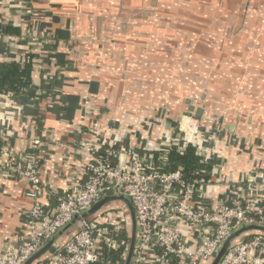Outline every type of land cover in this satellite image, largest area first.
I'll list each match as a JSON object with an SVG mask.
<instances>
[{"label":"crops","instance_id":"0c3cea01","mask_svg":"<svg viewBox=\"0 0 264 264\" xmlns=\"http://www.w3.org/2000/svg\"><path fill=\"white\" fill-rule=\"evenodd\" d=\"M261 4L0 0V24L21 31H0V62L31 56L33 64L31 86L3 97L0 130L38 160L43 201L54 208L95 146L113 143L143 158L168 148L190 106L204 109L198 138L215 168L201 199L212 206L249 191L263 198L264 26L253 27L258 14L264 19L255 11ZM28 192L26 179L0 168V253L26 232Z\"/></svg>","mask_w":264,"mask_h":264},{"label":"built area","instance_id":"2783aa9c","mask_svg":"<svg viewBox=\"0 0 264 264\" xmlns=\"http://www.w3.org/2000/svg\"><path fill=\"white\" fill-rule=\"evenodd\" d=\"M0 95V104L3 97ZM194 121V123H193ZM185 115L178 136L168 139V148L147 158L116 144L95 146L88 152L81 179L55 194L54 208L43 201L48 183L40 176L38 160L27 158L0 130V168L8 176L26 179L27 197L33 206L26 216V232L16 245L0 253V264H24L76 216H81L105 196H127L136 209L137 242L132 264H210L223 241L245 224L264 225V197L247 192L240 198L213 204L203 201L200 187L208 182H189L179 170H165L173 146L193 145L205 160L210 149L200 141V126ZM35 146L40 141L33 142ZM3 158V159H2ZM4 162L2 163V160ZM215 168H213L214 170ZM247 189L252 183H244ZM128 211L120 204L105 207L82 220L53 250L34 264H112V250L126 245L116 264H124L129 248L120 239L130 237ZM104 259L107 260L104 263ZM220 264H264V235L250 234L237 240Z\"/></svg>","mask_w":264,"mask_h":264},{"label":"trees","instance_id":"16d2710c","mask_svg":"<svg viewBox=\"0 0 264 264\" xmlns=\"http://www.w3.org/2000/svg\"><path fill=\"white\" fill-rule=\"evenodd\" d=\"M0 31L10 36L21 35L19 28L9 25L0 24ZM32 71L31 56L30 60H26L21 64L17 62H0V95H21L32 84ZM173 136L179 138L176 133ZM181 147L180 144L171 148L165 170L169 172L179 170L189 182H208L213 168L212 161L201 157L198 149L193 145L187 146L184 150H181ZM120 239L126 243L129 237L123 232ZM125 251V244L117 250H112L110 254L112 264L120 261ZM106 262L107 260L104 259V263ZM176 262L177 260L174 259L173 264H176Z\"/></svg>","mask_w":264,"mask_h":264},{"label":"water","instance_id":"95a60500","mask_svg":"<svg viewBox=\"0 0 264 264\" xmlns=\"http://www.w3.org/2000/svg\"><path fill=\"white\" fill-rule=\"evenodd\" d=\"M204 101V100H203ZM187 116L193 118V120L199 122L204 116V109L195 106H190ZM115 204H120L128 211L131 222V230L129 237V248L127 252L124 264H132L134 255V249L137 242V218L136 209L134 208L131 200L124 195H110L105 196L98 202H96L89 210L85 211L81 216H76L69 224L59 230V232L48 241L38 252L33 254L28 261L24 264H34L36 261L45 257L50 253L59 242L73 230H75L82 222V220L91 217L92 215L100 212L102 209ZM250 234H263L264 225L261 224H245L235 229L230 235L223 241L218 252L213 258L210 264H220L225 255L228 253L231 246L240 238Z\"/></svg>","mask_w":264,"mask_h":264},{"label":"rangeland","instance_id":"374dc122","mask_svg":"<svg viewBox=\"0 0 264 264\" xmlns=\"http://www.w3.org/2000/svg\"><path fill=\"white\" fill-rule=\"evenodd\" d=\"M263 5L262 4L259 5L258 9H256L255 11H257L258 13L260 12V13H262L264 15V6ZM261 17H262L261 15H259V14L257 15L256 24L253 25L254 28H256V29H262L263 28V27H261V25L263 24V26H264V19L261 18ZM257 44H262V43L261 42H257Z\"/></svg>","mask_w":264,"mask_h":264}]
</instances>
